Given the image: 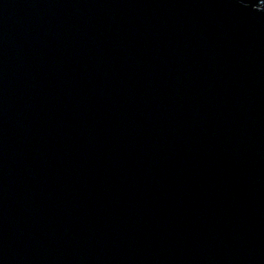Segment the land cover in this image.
<instances>
[{"label":"water","instance_id":"obj_1","mask_svg":"<svg viewBox=\"0 0 264 264\" xmlns=\"http://www.w3.org/2000/svg\"><path fill=\"white\" fill-rule=\"evenodd\" d=\"M0 264H264V0H0Z\"/></svg>","mask_w":264,"mask_h":264}]
</instances>
